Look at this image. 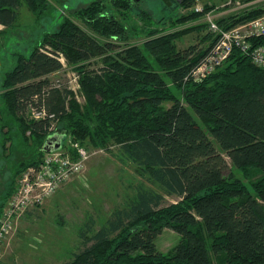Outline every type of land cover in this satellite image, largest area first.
Returning <instances> with one entry per match:
<instances>
[{
    "label": "trees",
    "instance_id": "1",
    "mask_svg": "<svg viewBox=\"0 0 264 264\" xmlns=\"http://www.w3.org/2000/svg\"><path fill=\"white\" fill-rule=\"evenodd\" d=\"M124 1L127 9L139 4L106 0L113 7ZM193 1L178 0V8ZM50 2L58 1L0 0V36L13 26L21 7L39 20ZM107 7L104 0H95L75 8L28 56L17 55L0 83L2 103L22 140L28 145L32 138L37 146L35 158L17 165L15 179L38 164L45 139L58 134L51 129L58 123L64 136L80 146L86 139L92 148L117 145L152 184L178 201L166 204L159 193L138 188L135 198L89 238L81 232V250L64 264H264V70L234 49L206 78H189L209 44L179 51L174 42L191 30L164 32L169 23L184 26L200 17L190 11L160 23L152 13L141 12V30L129 29L145 40L94 71L90 61L101 46L73 20L81 18L98 36L125 40L129 30L106 16ZM228 21L235 22L229 18L218 24L226 27ZM251 42L264 45V36ZM64 63L78 76L82 104L74 92L48 80ZM29 109L45 116L22 117ZM15 189L14 180L0 215ZM164 229L180 237L165 254L155 244Z\"/></svg>",
    "mask_w": 264,
    "mask_h": 264
},
{
    "label": "rangeland",
    "instance_id": "2",
    "mask_svg": "<svg viewBox=\"0 0 264 264\" xmlns=\"http://www.w3.org/2000/svg\"><path fill=\"white\" fill-rule=\"evenodd\" d=\"M57 1L50 2V9L39 20H36L25 6L18 10V18L13 26L0 36V83L5 74L16 65L17 55L28 56L45 33L57 30L64 17L71 18L73 16L71 13L75 8L95 0ZM170 2L169 5L163 0H141L138 5H129L131 8L127 9L125 1L120 3V6L113 7L111 3L104 0V4L108 6L106 16L112 17L129 31L132 27L137 28L138 31L141 30L137 16L141 12L152 13L151 16L160 23L163 20H160L161 18L167 19L190 13L197 6L215 7L221 5L224 0H195L189 4L190 7L181 9L178 8V2L175 0ZM250 2L251 6H247L246 4ZM241 5L243 7L238 10L229 8V11L221 17H225V20L231 18L236 23H241L264 14V0H241ZM245 7L254 9L245 12ZM260 10L263 12L254 15ZM198 14L201 17L202 13ZM250 14H252L250 17H246ZM217 16L219 18V14ZM200 17L191 21L192 24L197 22L194 25L181 26V24L169 23L170 28L164 32L165 34L172 32L178 34L191 30L174 42L177 50L183 51L191 46L196 48L208 46L212 36L207 33V27L203 22L198 21ZM73 21L101 46L102 50L96 54V58L90 61V68L94 71L102 64L105 65L107 58H115L123 49H128V46L142 43L145 40L142 36L133 35L131 31H128L125 40L121 36L113 38L98 36L85 27L81 18H75ZM172 28L178 29L168 31ZM1 29L3 28L0 26ZM134 33H137V30ZM87 67L89 64L85 63L84 68ZM48 80L54 86L67 88L74 92L75 100L80 104L83 103L78 76L65 63L62 70L50 75ZM29 110L22 117L35 119L32 109ZM57 125L58 123L54 124L52 132L64 136L65 130ZM26 136L27 138L30 136L28 131ZM28 139H30L27 143L29 146L22 140L17 123L7 112L0 95V204L4 201L7 188L18 179L14 176L17 165L20 162H26L28 158H35L31 156L36 155L34 151L37 146L32 138ZM88 141L86 139L83 146L77 143L87 150L88 158L83 162V169L69 177L61 186L58 184L59 186L52 195L47 196L36 208L27 210L19 218L10 236L2 245L0 262L4 264H64L69 262L73 254L82 248L81 232L89 238L105 221L111 218L114 211L125 208L135 198L138 188L152 189L164 197L166 204L178 201L177 197L165 195L158 185L152 184L149 177L142 174L122 155L117 145L111 143L104 147L92 148L87 145ZM71 143L76 142H73L72 136L66 134L64 140L61 141L62 148L55 152L66 153ZM41 155L40 153L39 156ZM32 166L26 167L22 172ZM179 239L180 237L175 232L164 229L157 237L155 244L157 249L165 254L172 250Z\"/></svg>",
    "mask_w": 264,
    "mask_h": 264
},
{
    "label": "built area",
    "instance_id": "3",
    "mask_svg": "<svg viewBox=\"0 0 264 264\" xmlns=\"http://www.w3.org/2000/svg\"><path fill=\"white\" fill-rule=\"evenodd\" d=\"M246 5L251 6V2ZM231 7L241 9V0H225L223 5L207 10L198 6L194 8V12L202 13L198 21L203 22L207 33L212 36L205 56L188 75L194 81L206 78L221 67L234 49L248 56L255 67L264 70V45L253 47L251 42L264 36V14L241 23L230 22L226 27L223 23L218 24L219 20L225 19L221 15ZM246 7L245 12L254 9ZM188 24L194 25L191 22ZM177 29L172 28L169 31ZM44 116V113L33 112L35 119ZM86 151L77 143H71L69 150L64 154L62 151L43 153L36 166L27 168L19 175L16 189L0 215V250L19 218L27 210L36 208L47 196L52 195L59 185L83 169V162L88 158Z\"/></svg>",
    "mask_w": 264,
    "mask_h": 264
},
{
    "label": "water",
    "instance_id": "4",
    "mask_svg": "<svg viewBox=\"0 0 264 264\" xmlns=\"http://www.w3.org/2000/svg\"><path fill=\"white\" fill-rule=\"evenodd\" d=\"M140 1L141 0H134V2H136V3L140 2ZM163 1L165 2L168 0H163ZM170 4L171 3L169 2V5ZM61 141H62V136H60L56 133L49 135L44 141L42 151L44 153H52V152H55V151L61 149Z\"/></svg>",
    "mask_w": 264,
    "mask_h": 264
},
{
    "label": "crops",
    "instance_id": "5",
    "mask_svg": "<svg viewBox=\"0 0 264 264\" xmlns=\"http://www.w3.org/2000/svg\"><path fill=\"white\" fill-rule=\"evenodd\" d=\"M224 3H225V0H224V2L221 5H223ZM218 6H220V5H218Z\"/></svg>",
    "mask_w": 264,
    "mask_h": 264
},
{
    "label": "flooded vegetation",
    "instance_id": "6",
    "mask_svg": "<svg viewBox=\"0 0 264 264\" xmlns=\"http://www.w3.org/2000/svg\"><path fill=\"white\" fill-rule=\"evenodd\" d=\"M176 2H178V0H175Z\"/></svg>",
    "mask_w": 264,
    "mask_h": 264
},
{
    "label": "clouds",
    "instance_id": "7",
    "mask_svg": "<svg viewBox=\"0 0 264 264\" xmlns=\"http://www.w3.org/2000/svg\"><path fill=\"white\" fill-rule=\"evenodd\" d=\"M62 148V147H61ZM44 153V152H43Z\"/></svg>",
    "mask_w": 264,
    "mask_h": 264
}]
</instances>
